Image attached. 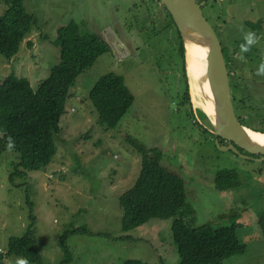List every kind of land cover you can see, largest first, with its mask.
<instances>
[{"label":"rangeland","instance_id":"rangeland-1","mask_svg":"<svg viewBox=\"0 0 264 264\" xmlns=\"http://www.w3.org/2000/svg\"><path fill=\"white\" fill-rule=\"evenodd\" d=\"M205 1V17L224 48L229 41L244 44L248 31L264 41V0ZM24 7L38 25L15 57L9 60L0 54V84L14 74L28 79L37 91L60 62L59 28L72 22L82 27V34H98L110 50L71 89L60 123L58 153L45 170L27 171L12 182L20 159L13 149L1 154L0 254L8 252L12 237L26 234L30 202L37 217L38 251L45 264L66 259L60 242L76 229L84 234L67 239L68 264H125L128 260L179 264L174 219H153L131 231L123 229L120 197L134 186L142 169V156L128 141L132 138L147 149H158L162 166L185 181L187 209L195 212L185 216L187 222L195 227L239 226L247 251L224 264H264V230L258 224L264 213V163L218 147L192 90L195 117L190 115L183 102L181 40L164 6L156 0H24ZM7 9L0 0V16ZM260 47L259 43L250 50L256 54ZM110 73L123 76L135 97L116 129L100 124L90 100L96 82ZM234 95L245 94L234 91ZM222 169L238 171L240 187L220 193L215 173ZM16 260L11 257L5 264H16Z\"/></svg>","mask_w":264,"mask_h":264},{"label":"trees","instance_id":"trees-1","mask_svg":"<svg viewBox=\"0 0 264 264\" xmlns=\"http://www.w3.org/2000/svg\"><path fill=\"white\" fill-rule=\"evenodd\" d=\"M8 6L0 16V54L11 60L21 44L38 25L34 15L27 12L24 0H4ZM160 2V0H156ZM205 2V0H203ZM207 2V1H206ZM165 8V7H164ZM172 24V16L165 8ZM182 76L184 80L183 102L193 113L190 87L186 71L183 41L179 30ZM56 45L60 47V62L51 69L48 79L37 91L28 79L14 74L0 84V156L8 149L9 139L14 141L13 151L20 161L11 174V181L26 176L27 171H43L58 153L57 138L61 133V120L71 97V89L78 78L93 68L97 60L109 52V44L94 32L82 34V27L72 22L58 30ZM100 118V124L116 129L135 103V97L126 85L123 76L110 73L101 77L90 92ZM200 112L204 114L201 110ZM256 115H259L256 111ZM207 124L212 125L204 114ZM260 116V115H259ZM245 126L264 132L252 121H244ZM199 124V123H198ZM213 136L214 134L211 133ZM215 138V136H214ZM128 141L142 156V169L134 186L120 197L123 210V229L131 231L153 219H174L172 233L179 252V264H224V261L247 251V245L239 237V226L215 227L205 224L195 227L184 218L192 216L189 211L185 181L161 164V153L156 148L147 149L141 142L129 138ZM223 142V140L221 139ZM221 142V144H223ZM246 155L247 152L243 151ZM216 189L225 193L241 185V176L233 169H222L215 173ZM30 217L27 232L22 237H12L6 254H0V264L11 257H23L27 264H45L38 251L37 217L29 202ZM259 221L264 230V214ZM84 230L68 231L60 242L67 255L61 264L71 259L67 239L84 234ZM125 264H144L140 260H128Z\"/></svg>","mask_w":264,"mask_h":264},{"label":"water","instance_id":"water-1","mask_svg":"<svg viewBox=\"0 0 264 264\" xmlns=\"http://www.w3.org/2000/svg\"><path fill=\"white\" fill-rule=\"evenodd\" d=\"M160 2L170 13L180 32L190 91L189 61L191 62L192 59L202 69L201 79L198 80L207 89L215 111L212 116L204 112L212 125L211 132L217 137L218 147L233 151L246 160L264 162V145L255 142L247 133L248 127L236 117L222 43L205 17L204 5L199 4L197 0H160ZM220 139L230 142L231 145L222 146ZM239 149L247 152L248 155L243 154ZM255 155L261 157L253 158L252 156Z\"/></svg>","mask_w":264,"mask_h":264},{"label":"flooded vegetation","instance_id":"flooded-vegetation-1","mask_svg":"<svg viewBox=\"0 0 264 264\" xmlns=\"http://www.w3.org/2000/svg\"><path fill=\"white\" fill-rule=\"evenodd\" d=\"M197 1L199 4L206 5V1ZM257 37V45L260 43L261 47L257 49L258 52L256 54L252 52L253 48L250 51L243 53L245 57L244 60L239 59L240 46H235L229 41V44L228 42L226 43L225 48L223 45L222 47L229 73L232 102L237 119L242 124H244L243 122L245 120L252 121L256 127L264 129V76H258L256 74L258 65L264 61V41L260 36L257 35ZM232 46L236 47V52L232 50ZM234 91L235 93L242 91L245 95L243 97H237L234 95ZM256 111H258L260 116L256 115ZM214 141L217 144V137H215ZM221 142L220 139V143ZM222 143L223 144L221 145L225 147L231 145L230 142L225 140H223ZM224 143H227V145H224ZM239 150L242 152V149ZM242 153L244 154V152ZM252 157L258 159L261 156L255 155Z\"/></svg>","mask_w":264,"mask_h":264},{"label":"bare ground","instance_id":"bare-ground-1","mask_svg":"<svg viewBox=\"0 0 264 264\" xmlns=\"http://www.w3.org/2000/svg\"><path fill=\"white\" fill-rule=\"evenodd\" d=\"M189 72L194 103L202 108L208 115L212 116L215 112L212 99L207 93V89H205L203 83L198 80L201 79L200 75L202 69L192 59L191 62L189 61ZM247 133L255 142L264 145V134L255 132L249 128L247 129Z\"/></svg>","mask_w":264,"mask_h":264},{"label":"clouds","instance_id":"clouds-1","mask_svg":"<svg viewBox=\"0 0 264 264\" xmlns=\"http://www.w3.org/2000/svg\"><path fill=\"white\" fill-rule=\"evenodd\" d=\"M158 3H160L161 6H163L161 4V2H158ZM244 41H245V43L240 46L239 59H241V60H244L245 59L243 53L248 52L253 45H256L257 44L258 37H257L256 33L251 32V31H248V32L245 33ZM256 74L258 76H264V61H262L258 65L257 73ZM13 146H14V141H12L11 139H9V142L7 144L8 149H12ZM16 264H27V261L23 257H18L17 260H16Z\"/></svg>","mask_w":264,"mask_h":264}]
</instances>
